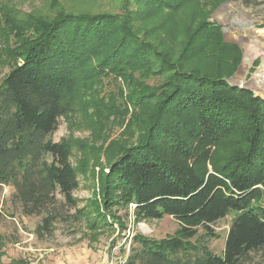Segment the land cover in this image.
I'll return each instance as SVG.
<instances>
[{
	"label": "trees",
	"instance_id": "1",
	"mask_svg": "<svg viewBox=\"0 0 264 264\" xmlns=\"http://www.w3.org/2000/svg\"><path fill=\"white\" fill-rule=\"evenodd\" d=\"M5 1L0 191L11 186L10 205L40 216L38 239L61 220L122 226L116 211L124 209L136 222L170 215L179 228L159 239L134 234L123 264H247L264 249V98L227 81L241 51L223 41L208 13L184 14L195 3L209 1L213 9L229 0H123L119 13L60 10L20 20ZM132 1L135 11L127 8ZM153 17L152 32L163 39L135 24ZM106 81L126 88L122 109L104 102ZM81 99L103 126L104 111L127 116L130 107L126 125L136 133L132 142L108 146L92 214L73 195L71 144L51 138ZM231 212L215 253L208 246L218 237L213 225ZM2 246L0 233V255Z\"/></svg>",
	"mask_w": 264,
	"mask_h": 264
},
{
	"label": "rangeland",
	"instance_id": "2",
	"mask_svg": "<svg viewBox=\"0 0 264 264\" xmlns=\"http://www.w3.org/2000/svg\"><path fill=\"white\" fill-rule=\"evenodd\" d=\"M123 0H9L4 2L11 17L25 19L28 15L51 18L58 11L66 12H108L119 13ZM193 8L185 10L190 15L193 10L197 14L208 13L206 19L220 26L222 39L225 43L235 44L241 51L239 63L227 81L232 85L246 87L264 98V0H229L218 4L212 9L209 1L195 3ZM127 8L136 10L134 1ZM212 9V10H211ZM200 10V11H199ZM1 12V9H0ZM188 20L189 17H187ZM158 20V19H157ZM156 18L149 22L136 20L135 24L141 32L164 38L161 32L155 34L152 27ZM185 22V21H184ZM186 24V22H185ZM3 18L0 14V28ZM162 31V30H161ZM4 42L0 34V82L8 71V59L3 55ZM247 55V56H246ZM245 59H249L248 62ZM245 63V64H244ZM157 80H149V83ZM259 83V84H258ZM103 88V89H102ZM100 88V95L107 100L106 105L123 108L122 98L126 88L118 81H106ZM99 95L98 93H96ZM99 95V96H100ZM81 103L74 111L58 120V126L52 134V140H67L71 144V164L77 171L78 187L73 192L77 207L92 214V203L99 199L98 175L101 170L107 171L111 151L109 145L120 142H132L136 133L126 123L131 115H114L103 112L104 126L86 111ZM104 119V120H103ZM123 143V144H124ZM11 186L4 185L0 191V233L3 236L0 264H123L128 253L131 237L142 234L152 238H163L172 235L179 228L177 220L164 215L159 219L136 222L124 209L116 211L122 226L118 222L97 225L88 228L86 224H71L68 221L55 223L51 236L38 239L34 229L40 216H24L10 205ZM74 209L69 210V214ZM232 212L213 225L217 238L208 240L209 248L220 254L224 247L226 231ZM247 264H264V249L252 253Z\"/></svg>",
	"mask_w": 264,
	"mask_h": 264
},
{
	"label": "bare ground",
	"instance_id": "3",
	"mask_svg": "<svg viewBox=\"0 0 264 264\" xmlns=\"http://www.w3.org/2000/svg\"><path fill=\"white\" fill-rule=\"evenodd\" d=\"M246 56H247V55H246ZM245 61H246V62H248V61H249V59H245ZM244 64H245V63H244ZM258 84H259V83H258ZM260 88H263V89H264V87H261V86H260Z\"/></svg>",
	"mask_w": 264,
	"mask_h": 264
},
{
	"label": "water",
	"instance_id": "4",
	"mask_svg": "<svg viewBox=\"0 0 264 264\" xmlns=\"http://www.w3.org/2000/svg\"><path fill=\"white\" fill-rule=\"evenodd\" d=\"M254 95H257V94L254 93Z\"/></svg>",
	"mask_w": 264,
	"mask_h": 264
}]
</instances>
